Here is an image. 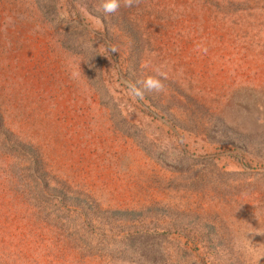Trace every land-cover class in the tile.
<instances>
[{
	"label": "rangeland",
	"instance_id": "374dc122",
	"mask_svg": "<svg viewBox=\"0 0 264 264\" xmlns=\"http://www.w3.org/2000/svg\"><path fill=\"white\" fill-rule=\"evenodd\" d=\"M120 2L0 0V264H264V0Z\"/></svg>",
	"mask_w": 264,
	"mask_h": 264
},
{
	"label": "clouds",
	"instance_id": "9594fccd",
	"mask_svg": "<svg viewBox=\"0 0 264 264\" xmlns=\"http://www.w3.org/2000/svg\"><path fill=\"white\" fill-rule=\"evenodd\" d=\"M139 0H123L124 7H132L134 4H138ZM121 7L120 0H101L99 5L100 10L108 15L116 13L119 8ZM97 23H100L97 20ZM102 27V24H101ZM159 73L153 76H147L142 81H140L141 88H137L136 84H129L130 92L136 96L141 97L143 96L144 92H162L164 91V84L162 83L161 79L158 78Z\"/></svg>",
	"mask_w": 264,
	"mask_h": 264
}]
</instances>
